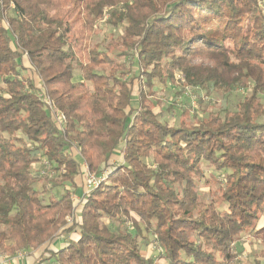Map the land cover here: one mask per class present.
Returning <instances> with one entry per match:
<instances>
[{"label": "trees", "instance_id": "16d2710c", "mask_svg": "<svg viewBox=\"0 0 264 264\" xmlns=\"http://www.w3.org/2000/svg\"><path fill=\"white\" fill-rule=\"evenodd\" d=\"M263 2L0 0V253L45 245L32 264H236L231 245L247 235L263 246L252 264H264ZM102 25L121 33L96 43ZM175 82L204 91L197 110L213 93L244 95L170 124L150 99ZM42 160L62 189L48 201L35 188ZM83 162L108 171L75 201ZM61 231L78 235L56 249ZM150 235L156 255L144 252Z\"/></svg>", "mask_w": 264, "mask_h": 264}, {"label": "rangeland", "instance_id": "374dc122", "mask_svg": "<svg viewBox=\"0 0 264 264\" xmlns=\"http://www.w3.org/2000/svg\"><path fill=\"white\" fill-rule=\"evenodd\" d=\"M264 6V2H263ZM108 16V13H107ZM107 18V17H106ZM120 30L117 28H114L110 25H102L101 30L99 31V34L94 38V41L96 43H101L102 45L107 44V42L110 40L112 36H117L120 34ZM120 49V48H118ZM202 60H198V62H201ZM207 60H203V62H206ZM127 65L132 63L136 69H137V62L135 57L133 55H128V58L126 60ZM25 64H28L27 60L24 61ZM76 73H79L78 70H76ZM181 79V77H180ZM178 80V78H177ZM156 94L151 97L150 101L157 99L159 101V105H157L156 109L157 111L161 109H164L166 112V117L170 124H176L179 122V119H187L189 124L193 122L196 119V116H194V109H196L197 113L200 115L199 109H207L208 111L210 109H215V111H218L220 109H223L224 106L228 107L230 110L235 109L237 103L242 100L244 91H242L240 88H236L233 91L229 93H213L210 97L206 98L204 102L202 103V107L198 108V96L202 95L204 91L200 88H182L181 84L179 85L177 82L175 83H168V84H160L156 83L155 86ZM18 135L23 136L22 133H19ZM78 159H80L78 157ZM85 163V162H84ZM210 170H213L211 167H209ZM34 173L42 174V171H47V175L44 178H39L35 184V188L37 190H42L44 187H46V192L44 193V198L46 201H48L52 195L54 194H60L62 189L60 187H54L52 185V181L55 180L57 174L54 173L52 178H49L48 175L50 172H53L50 168L49 164L44 162L43 160L40 162H36L33 165ZM84 172V168H82ZM90 170V169H89ZM91 171V170H90ZM85 183V189H87L86 182ZM68 183L65 184L67 186ZM68 187V186H67ZM216 187L211 186L209 189H205L204 187H201V193L203 195H206L208 198L211 197V194L215 192ZM81 191H78V194H76L74 197H76V201L80 199ZM225 207V206H224ZM103 220L108 224L111 225L113 229L122 228V225H120V221L117 219H108L103 218ZM126 225V227H131L130 222H126V224H123V226ZM143 227V225L141 224ZM77 231L79 232V228H77ZM154 237L149 236L150 241H152L149 246L144 248V252L146 254H157V250H159L158 242H154ZM60 245H56L52 243V247L58 249ZM232 250L236 253V264H252L255 260V258L258 256L260 250L263 248V246L256 241L255 239H251L247 235H243L242 238L236 242L235 244L231 245ZM23 252V250H21ZM20 253V252H18ZM9 255V254H8ZM3 256V255H2ZM53 259H49L46 264H52ZM160 264H163V259L159 260ZM22 264V262H21ZM24 264H28L27 260H24Z\"/></svg>", "mask_w": 264, "mask_h": 264}, {"label": "crops", "instance_id": "0c3cea01", "mask_svg": "<svg viewBox=\"0 0 264 264\" xmlns=\"http://www.w3.org/2000/svg\"><path fill=\"white\" fill-rule=\"evenodd\" d=\"M77 153H78L77 156L80 158L81 155H80L79 151H77ZM82 168H84L83 163H82L81 169ZM79 180H80V182L78 181V183L81 186L85 180L83 170H82V175L79 177ZM84 186H85V184H84ZM84 186H81V188H80V191H81V193L79 194L80 196L82 194V188ZM74 200L76 201V197L74 198ZM73 215L75 218V214H73ZM77 235H78V232H73V233L69 234L65 231L64 232L61 231L56 235V237L53 238L51 244L54 243L56 245H60L59 247H61L70 237L77 236ZM44 246L37 248V249L24 250L22 253L17 252V253L12 254V255L0 253V264H21V262H22V264H24V260H27L28 264H32L35 260H37L41 257V254L44 252Z\"/></svg>", "mask_w": 264, "mask_h": 264}, {"label": "built area", "instance_id": "2783aa9c", "mask_svg": "<svg viewBox=\"0 0 264 264\" xmlns=\"http://www.w3.org/2000/svg\"><path fill=\"white\" fill-rule=\"evenodd\" d=\"M52 110L54 111L55 117H56V121L63 126L64 125V115L61 112L56 111V109H54L52 107ZM83 167H84V179L86 182V186H87V191L92 190L93 188L97 187L99 185V183L101 181H103L106 178V174L108 170H104L102 171L100 174H97L93 171L89 170V167L87 165V163L83 162ZM53 172H51L48 177L52 178L53 177ZM42 176L43 175H47V171H42ZM75 198V197H74ZM74 219V215L72 217L68 218V222H72ZM20 253H22V251H20Z\"/></svg>", "mask_w": 264, "mask_h": 264}]
</instances>
